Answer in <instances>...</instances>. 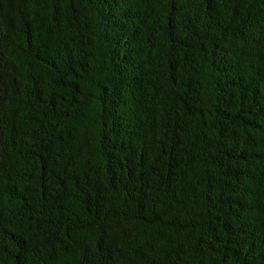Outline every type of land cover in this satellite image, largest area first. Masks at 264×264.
Returning a JSON list of instances; mask_svg holds the SVG:
<instances>
[{
  "label": "trees",
  "instance_id": "obj_1",
  "mask_svg": "<svg viewBox=\"0 0 264 264\" xmlns=\"http://www.w3.org/2000/svg\"><path fill=\"white\" fill-rule=\"evenodd\" d=\"M0 264H264V0H0Z\"/></svg>",
  "mask_w": 264,
  "mask_h": 264
}]
</instances>
